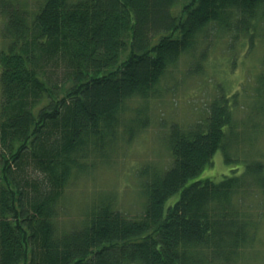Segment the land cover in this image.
Wrapping results in <instances>:
<instances>
[{
	"label": "trees",
	"instance_id": "obj_1",
	"mask_svg": "<svg viewBox=\"0 0 264 264\" xmlns=\"http://www.w3.org/2000/svg\"><path fill=\"white\" fill-rule=\"evenodd\" d=\"M23 7L0 0L10 39L0 50V264H249L264 160L239 156L245 88H219L199 121L167 125L171 160L137 170L138 214L110 194L82 207L74 225L63 217L70 184L106 160L127 101L155 96L185 56L201 72L210 31L234 44L247 36L252 48L264 39V0H45L32 15ZM50 65L64 66L59 80ZM252 91L264 114V74ZM148 120L139 110L121 132L129 141ZM218 151L235 168L199 178Z\"/></svg>",
	"mask_w": 264,
	"mask_h": 264
},
{
	"label": "rangeland",
	"instance_id": "obj_2",
	"mask_svg": "<svg viewBox=\"0 0 264 264\" xmlns=\"http://www.w3.org/2000/svg\"><path fill=\"white\" fill-rule=\"evenodd\" d=\"M8 1L24 5L23 10L27 15H32L45 0ZM178 7L180 4L176 9ZM6 18L5 15H0V50L6 49L10 40L3 34ZM237 40L240 42L234 44L229 33L210 31L206 60L201 72L197 71L193 61L185 56L161 81V89L155 96L148 100L135 98L127 101L122 116L124 121L120 124L117 138L106 148V160L99 159L94 171L70 184L66 192L70 213L63 217L65 225L71 226L80 220L82 207L85 209L91 200L110 194L119 210L131 215L138 214L144 196L141 188L143 179L137 177V170L143 165L148 169L167 167L171 160L167 148V125L175 122L187 127L199 121L205 115L207 104L220 92L219 88L226 94L245 88L247 94L242 95L239 101L244 99L247 116H244L242 111L237 114L242 117L236 135L241 150L243 149L239 156L244 158L246 155L248 159L264 160V114L263 110H260L262 104L255 100L252 91L258 85L259 75L264 74V39L256 36L252 48L246 44L247 36L238 37ZM63 67L55 70V67L50 65L48 72L53 79L59 80L64 71ZM139 110L147 114L148 125L128 141V134L124 135L121 131L126 129L130 120L137 117ZM242 165L241 163L238 167L240 170ZM233 168L235 165H226L221 152L218 151L211 166H207L199 178L220 180L224 175H230ZM177 197H173L171 202ZM258 229L257 239L260 243L253 255H250L249 264H264V217Z\"/></svg>",
	"mask_w": 264,
	"mask_h": 264
}]
</instances>
